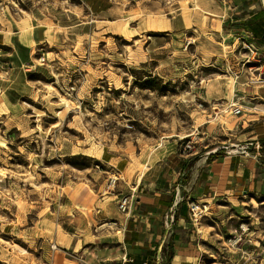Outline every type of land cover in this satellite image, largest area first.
Masks as SVG:
<instances>
[{"label":"rangeland","instance_id":"obj_1","mask_svg":"<svg viewBox=\"0 0 264 264\" xmlns=\"http://www.w3.org/2000/svg\"><path fill=\"white\" fill-rule=\"evenodd\" d=\"M190 1L0 0L10 44L34 27L44 38L31 58L0 47V264L120 263L101 260L116 256L121 227L103 230L96 206L118 168L137 175L172 151L253 148L264 106L239 88L210 99L233 91L218 58L228 46L206 29L176 32ZM240 38L236 49L250 51ZM194 224L203 264H264V200L220 201ZM67 231L81 251L65 249Z\"/></svg>","mask_w":264,"mask_h":264},{"label":"crops","instance_id":"obj_2","mask_svg":"<svg viewBox=\"0 0 264 264\" xmlns=\"http://www.w3.org/2000/svg\"><path fill=\"white\" fill-rule=\"evenodd\" d=\"M185 5L186 11L178 13L172 22L180 36L188 31L202 33L206 29L219 38L221 45L228 46L223 52L220 49L218 58L222 57L223 62L228 58L224 64L230 69V84L226 83L233 91L223 86L224 90L210 99L214 104L219 99H231L232 93L239 88L246 91L244 95H251L264 106V82H255V78H264V0H191ZM239 36L246 47H253L252 53L236 49ZM24 39L18 36L16 42L10 44L9 34L0 32V47L13 48L20 59L31 58L33 44L38 46L44 40L40 28L34 27ZM187 40L181 39V45ZM240 55L250 56V59H241ZM255 111L252 134L255 135L253 139L261 143L264 140V107H257ZM245 147L237 144L213 160H209V155L214 152L194 159L196 155L172 151L165 158L147 164L144 171L137 168V175L128 166H116L120 172L118 178L123 176V186L118 188L116 182L111 190L107 187L97 198L96 206L101 213L100 222L104 223L103 230L108 228L105 220H115L121 227L113 235L119 249L116 256L102 252L101 260L114 258L121 262L127 255L132 260L127 264H203L201 242L196 240V231L191 226L194 222L190 216V202L206 205L207 212L220 201L239 202L246 196L264 200V155L254 154ZM126 195L132 198L123 211L119 200ZM58 237L59 233L55 235L57 242ZM64 241L68 251L82 250L81 241H75L71 231L66 232ZM170 246L174 253L168 260ZM63 264L81 263L66 258Z\"/></svg>","mask_w":264,"mask_h":264},{"label":"built area","instance_id":"obj_3","mask_svg":"<svg viewBox=\"0 0 264 264\" xmlns=\"http://www.w3.org/2000/svg\"><path fill=\"white\" fill-rule=\"evenodd\" d=\"M249 50L252 51L253 47H249ZM255 82H264V78H259L257 80H255ZM228 108H231V112L233 114H240L242 112V108H240L239 106H236V104L234 103H230ZM249 145L253 146V148L257 149L258 154L260 153V149H261V143L256 141V142H251L249 143ZM249 147L246 146L245 150H247ZM118 177L116 178H111L110 179V183H109V189L111 190V188L113 186H115V183L117 182ZM132 196L131 195H126L123 196L120 200H119V207L120 209H122L123 211H126V209L128 208V205L130 204ZM189 209H190V216H191V220L197 224L198 222L201 221L202 217L205 215L206 210L208 209L206 205H202L198 202L195 201H191L189 204ZM55 247V246H54ZM132 260H130L127 255H124V257L122 258L120 263L117 264H127L128 262H131ZM104 264H111V263H104Z\"/></svg>","mask_w":264,"mask_h":264},{"label":"trees","instance_id":"obj_4","mask_svg":"<svg viewBox=\"0 0 264 264\" xmlns=\"http://www.w3.org/2000/svg\"><path fill=\"white\" fill-rule=\"evenodd\" d=\"M261 149H260V153H261V155H264V140H262V142H261ZM251 150H250V152H252V153H258V151L255 149V148H250ZM223 150H218L217 152H215V153H211L210 155H209V160H213V159H215V158H217V157H219V156H222L223 155ZM198 157H199V155H196L195 156V158L194 159H198ZM173 247L172 246H170V248H169V252H168V260L169 259H171L172 258V256H173Z\"/></svg>","mask_w":264,"mask_h":264}]
</instances>
